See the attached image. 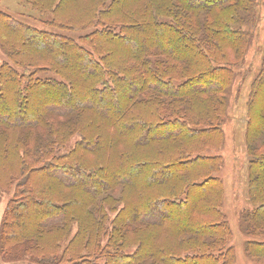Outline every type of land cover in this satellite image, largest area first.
I'll use <instances>...</instances> for the list:
<instances>
[{
	"label": "trees",
	"instance_id": "1",
	"mask_svg": "<svg viewBox=\"0 0 264 264\" xmlns=\"http://www.w3.org/2000/svg\"><path fill=\"white\" fill-rule=\"evenodd\" d=\"M16 1L42 28L0 10L1 259L237 264L223 126L261 0ZM260 47L244 264H264V34Z\"/></svg>",
	"mask_w": 264,
	"mask_h": 264
},
{
	"label": "rangeland",
	"instance_id": "2",
	"mask_svg": "<svg viewBox=\"0 0 264 264\" xmlns=\"http://www.w3.org/2000/svg\"><path fill=\"white\" fill-rule=\"evenodd\" d=\"M0 10L7 12L14 19L42 28L37 22H34V20L39 19L38 14L28 7L21 6L16 0H0ZM259 12L261 14L259 27L255 33L253 44L247 53L245 63L237 72L238 76L228 101L230 106L228 119L223 126L225 147L222 156L224 166L220 175L225 189L223 212L233 232L232 244L237 264L245 263L242 252L244 238L237 227V215L241 210L248 207L244 150L245 110L250 84L260 69V46L264 34V0H261ZM41 19L44 20V18ZM45 20H47L46 17ZM6 202L7 197H3L0 204V218ZM0 264L14 263H6L0 257Z\"/></svg>",
	"mask_w": 264,
	"mask_h": 264
},
{
	"label": "bare ground",
	"instance_id": "3",
	"mask_svg": "<svg viewBox=\"0 0 264 264\" xmlns=\"http://www.w3.org/2000/svg\"><path fill=\"white\" fill-rule=\"evenodd\" d=\"M227 134V133H226Z\"/></svg>",
	"mask_w": 264,
	"mask_h": 264
}]
</instances>
